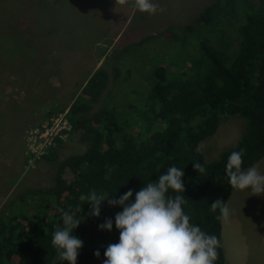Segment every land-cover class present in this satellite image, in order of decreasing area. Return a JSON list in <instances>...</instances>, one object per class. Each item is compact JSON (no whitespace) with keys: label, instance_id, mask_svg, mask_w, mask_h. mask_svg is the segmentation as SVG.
<instances>
[{"label":"trees","instance_id":"16d2710c","mask_svg":"<svg viewBox=\"0 0 264 264\" xmlns=\"http://www.w3.org/2000/svg\"><path fill=\"white\" fill-rule=\"evenodd\" d=\"M8 1L9 8L15 2L26 3ZM30 1L42 5L44 0ZM51 3L56 4V0ZM197 23L214 33L213 41L186 25L134 44L138 47L163 37L175 45L172 57L154 69L151 86L138 104L107 106L110 90L99 110L91 114L110 78L115 85L120 71L110 74L98 68L87 78L88 71L66 113L69 135H77L87 148L58 162L47 189H31L14 197L8 204L11 210L0 214V264H67L60 260L51 238L62 227L57 209L78 207L81 223L72 234L81 239L82 247L76 264H102L103 252L117 242L118 231L114 224L111 231L98 230L97 226L105 218L112 219L120 208L105 200L98 216L89 215L90 192L114 199L131 189L133 199L140 187L154 182L173 165L183 168L184 211L191 223L218 238L215 264H224L222 216L210 204L217 200L226 204L231 195L227 157L243 149L244 169L264 158V0H214L203 8ZM98 57L100 60L103 55ZM226 116L243 118L245 130L234 145L206 163L197 147L216 133ZM60 142L57 140L41 159L57 162ZM194 162H200L205 172L199 175L192 167ZM96 250L99 257L93 255Z\"/></svg>","mask_w":264,"mask_h":264},{"label":"rangeland","instance_id":"374dc122","mask_svg":"<svg viewBox=\"0 0 264 264\" xmlns=\"http://www.w3.org/2000/svg\"><path fill=\"white\" fill-rule=\"evenodd\" d=\"M25 1L24 5L14 1L9 8L8 0H0V63L4 66L0 72V214L11 210L8 204L14 197L31 189H47L58 162L87 148L77 135H68L57 146V162L38 159L28 165L24 139L37 119L42 122L67 111L96 60V69L110 74L118 69L120 78L115 85L110 78L91 114L99 110L110 90L107 106L138 104L151 86L154 69L172 57L175 45L163 37L134 46L141 38L168 28L179 31L186 25L211 41L215 38L197 23L203 8L214 0H158L163 11L152 15L135 10L132 0H56L53 5L52 0L42 5ZM245 126L239 116L224 117L217 134L197 147L204 162L214 161L234 145ZM262 198L264 194L250 190L234 191L230 215L221 218L224 264L264 262L253 250V241L245 238L256 240L257 228L246 227L245 219L250 216L256 225Z\"/></svg>","mask_w":264,"mask_h":264},{"label":"clouds","instance_id":"9594fccd","mask_svg":"<svg viewBox=\"0 0 264 264\" xmlns=\"http://www.w3.org/2000/svg\"><path fill=\"white\" fill-rule=\"evenodd\" d=\"M135 10L155 14L163 11L158 0H132ZM243 149L232 151L226 160L225 170L229 183L238 190H250L254 195L264 194V173L256 165L242 168ZM200 175L205 172L200 162L192 163ZM183 168L170 166L154 182L140 187L134 194L131 189L118 198L108 199V195H98L95 191L87 197L91 205V216L99 215L101 202L107 200L109 206H119L112 219L105 218L98 230L111 231L113 224L118 231L116 243L109 244L104 252L102 264H215L218 238L191 223V217L184 211L186 199L182 182ZM170 193H175L172 195ZM211 209L219 210L227 219L229 207L221 200L212 202ZM81 207L57 209L62 227L53 233L51 244L59 251L61 261L76 264L82 241L73 235V230L81 223ZM100 256L99 250L93 252Z\"/></svg>","mask_w":264,"mask_h":264},{"label":"built area","instance_id":"2783aa9c","mask_svg":"<svg viewBox=\"0 0 264 264\" xmlns=\"http://www.w3.org/2000/svg\"><path fill=\"white\" fill-rule=\"evenodd\" d=\"M67 111L44 120L31 127L25 135L24 146L27 164L32 165L54 147L57 140L64 141L69 135L71 125L66 117Z\"/></svg>","mask_w":264,"mask_h":264},{"label":"crops","instance_id":"0c3cea01","mask_svg":"<svg viewBox=\"0 0 264 264\" xmlns=\"http://www.w3.org/2000/svg\"><path fill=\"white\" fill-rule=\"evenodd\" d=\"M101 60V59H100ZM98 63V61L95 63V65L92 67V69L91 70H89V75L87 76V78L96 70V68L98 67V65L96 66V64ZM95 66H96V68H95ZM87 78L85 79V81L87 80ZM84 81V82H85ZM75 98H73L70 102L72 103L73 102V100H74ZM70 103V104H71ZM70 106V105H69ZM68 106V107H69ZM68 107H67V109L66 110H68ZM41 120L42 119H37V121H34L33 122V125L35 126V125H38L39 123H41ZM30 123V122H29ZM27 126V125H26ZM220 127V126H219ZM219 127H218V129H217V131H216V133L215 134H217V132L219 131ZM214 134V135H215ZM213 135V136H214ZM212 136V137H213ZM256 166L258 167V169L262 172V173H264V158H262L257 164H256ZM240 191V190H238V189H236V188H233L232 187V191H231V195H230V197H229V199L227 200V202H226V205L227 206H229L230 205V200H231V198H233V195H234V191ZM258 208H259V211H258V213H257V223H256V225L251 221V218H250V216H246V219H245V222H246V227H248V228H252V229H254V228H257V233H256V240H254V239H252V238H250V237H245L247 240H251V241H253V246H252V248H253V250H255V251H257V253H260V255H261V257L264 259V198H262L261 200H260V202H259V206H258ZM222 218V217H221ZM225 219V218H224ZM242 227H243V225H242ZM243 228H245V227H243ZM221 230H222V226H221ZM262 264H264V262L262 263Z\"/></svg>","mask_w":264,"mask_h":264}]
</instances>
